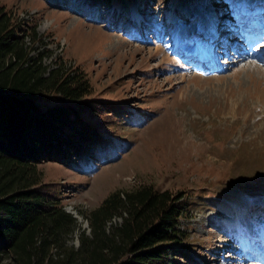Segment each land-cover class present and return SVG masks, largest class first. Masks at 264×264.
<instances>
[{
    "label": "rangeland",
    "instance_id": "1",
    "mask_svg": "<svg viewBox=\"0 0 264 264\" xmlns=\"http://www.w3.org/2000/svg\"><path fill=\"white\" fill-rule=\"evenodd\" d=\"M257 1L261 27L244 31L241 14ZM0 2L36 25L52 48L47 63L61 55L80 65L90 96L118 106L107 123L105 113L90 117L102 124L99 147L37 165L78 215L67 246L91 231L84 210L118 188L153 183L187 200L179 225L188 237L174 264H264V0ZM210 26L222 37L203 41ZM185 40L198 45L193 59ZM214 41L221 50L208 48ZM0 264L19 263L7 252Z\"/></svg>",
    "mask_w": 264,
    "mask_h": 264
},
{
    "label": "trees",
    "instance_id": "2",
    "mask_svg": "<svg viewBox=\"0 0 264 264\" xmlns=\"http://www.w3.org/2000/svg\"><path fill=\"white\" fill-rule=\"evenodd\" d=\"M99 1L84 0L92 8ZM6 6L0 2V259L8 252L19 264H174L188 237L179 225L187 200L182 189L153 183L111 191L83 211L91 231L80 245L65 244L80 223L37 165L99 147L102 124L90 117L105 113L107 123L119 110L90 96L80 65L68 67L61 55L47 63L52 48L36 25Z\"/></svg>",
    "mask_w": 264,
    "mask_h": 264
},
{
    "label": "bare ground",
    "instance_id": "3",
    "mask_svg": "<svg viewBox=\"0 0 264 264\" xmlns=\"http://www.w3.org/2000/svg\"><path fill=\"white\" fill-rule=\"evenodd\" d=\"M258 4H259V3H257L256 5H254L252 8L256 7ZM252 8H251V9H252ZM243 16H245V13H244V12L241 14V18H242ZM249 21H250V20H249ZM242 22H244V25H245V26L243 27L244 31L247 30L246 25L249 24V23H252V21L248 22L247 19L244 20V18H243V21H242ZM253 24H254V23H253ZM255 25H258V26L261 27V25H260L259 23L255 24ZM212 26H213V25H212ZM212 26H211V28H210V31H211L212 34L206 35V33H205V34L203 35V36H204V40H203V41H205V39L207 38V40H208L209 42H211L213 39L215 40L216 38H218V37H215L216 35H217V36H221V34H220L221 31H220V32L218 31V30H219V26L216 27V28H214V27H212ZM225 27H226V29L229 28V30H230V27H229L228 25L225 26ZM214 30L217 31L216 34L213 33ZM228 34H229V31H228ZM238 35L240 36V33H239ZM227 36H228V35H225L224 38H227ZM221 37H222V36H221ZM203 41H202V42H203ZM185 42L188 44V47L186 48V50H188L189 53H190V52L192 53L191 56H192V59H193V58H194V55L197 56V55H196V52H197V50H199V49H198V45H194L193 42H191V41H189V40H185ZM220 43H221V41H219V42H215V41H214V43L210 44V45L208 46V48H209V47H213L214 49H215V48H219V50H221V49H220V48H221L220 45H218V44H220ZM223 43L225 44V43H227V42L224 41ZM229 43H230V42H229ZM230 44H231V43H230ZM237 44H238V42H237L236 44H234V45L236 46ZM191 45L193 46V48H195V50H193V48H192ZM222 45H223V44H222ZM225 45L227 46V44H225ZM225 45H224V46H225ZM201 46H202V48H206L207 45H206V44H202ZM226 49H227V48H226ZM234 49H235V53H236V47H235ZM206 51H207V50H206ZM226 51H227V50H226ZM195 58H196V57H195ZM204 58H205V56H202V57L199 58V59H200V60H203ZM207 60H208V59H207ZM197 61H198V60L195 59V61H194V62H191V63H196V64H197ZM203 62H205V61H203ZM188 63H189V62H188ZM202 64L205 65V63H202ZM211 64H212V63H211ZM249 66L252 67L251 65H249ZM252 249H253V248H252ZM254 252H255V251H253V253H254ZM259 252H261V251H259ZM253 253H252V254H253ZM259 254H260V253H259ZM254 255H255V253H254L252 256L256 258V256H254Z\"/></svg>",
    "mask_w": 264,
    "mask_h": 264
},
{
    "label": "water",
    "instance_id": "4",
    "mask_svg": "<svg viewBox=\"0 0 264 264\" xmlns=\"http://www.w3.org/2000/svg\"><path fill=\"white\" fill-rule=\"evenodd\" d=\"M71 211H72V210H71ZM72 212H73V211H72ZM74 213H75V212H73V214H74ZM74 216H76V217H77L78 215H77V214H74ZM90 229H91V228H90Z\"/></svg>",
    "mask_w": 264,
    "mask_h": 264
}]
</instances>
